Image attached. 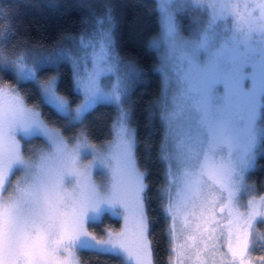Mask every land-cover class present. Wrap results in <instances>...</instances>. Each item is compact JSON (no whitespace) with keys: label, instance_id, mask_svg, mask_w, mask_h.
<instances>
[{"label":"snow or ice","instance_id":"1","mask_svg":"<svg viewBox=\"0 0 264 264\" xmlns=\"http://www.w3.org/2000/svg\"><path fill=\"white\" fill-rule=\"evenodd\" d=\"M156 4L161 36L167 41L163 66L170 89L161 110L164 137L160 146V159L168 166L165 212L173 221L170 236L177 216L184 211L201 221L188 237L192 247L199 242L208 248L212 242L217 251L227 248L232 264L237 258L238 264H253L245 257L256 250L248 238L253 217L245 220L247 228L234 232L231 219L228 225L217 220L216 209L218 206L220 213L227 210L228 217L232 216L235 197L244 190L245 174L255 166L257 155H264V0H156ZM241 9L251 11L245 15ZM189 10L205 12L208 22L194 21L191 35L185 38L177 30L175 15ZM229 18L228 26L220 29L218 22ZM92 20L91 32L86 27L78 37L69 38L76 45L75 52L61 48L54 56H67L72 61L74 91L84 84L86 73L81 69L90 62L112 71L117 86L105 90L99 73H93L89 80L92 86L84 87V102L75 110L59 94L58 75L44 81L38 77L39 65L51 63L54 56L42 57L28 66L24 55L6 61L0 50V70L14 73L18 83H34L41 103L67 120L66 127L82 124L84 114L101 99L117 110L109 129L115 139L109 140L104 152L89 144L83 133L70 147L40 111L25 105L15 89L0 87V264H73L59 259L61 248L64 252L78 248L102 255L123 253L130 261L133 251L125 239L126 232L97 239L85 229L87 221H98L102 205L123 207L126 226L129 217H134L136 264H151L144 211L147 173L136 165L135 130L129 126L131 109L123 107L127 94L123 85L142 69L133 62L125 63L116 52L110 6L103 15L92 14ZM149 47H156L155 42ZM221 83L223 88L217 86ZM17 134L29 142L31 138H45L47 150L41 149L26 160ZM88 155L93 160L81 168V158ZM94 168L104 170L106 184H94ZM16 170L24 175L13 186L11 176ZM66 184L74 185L71 192ZM216 192L221 196L227 192V202ZM260 199L264 201V196ZM260 247L264 248V243ZM199 254L197 249V257ZM257 260L264 264V255Z\"/></svg>","mask_w":264,"mask_h":264},{"label":"trees","instance_id":"2","mask_svg":"<svg viewBox=\"0 0 264 264\" xmlns=\"http://www.w3.org/2000/svg\"><path fill=\"white\" fill-rule=\"evenodd\" d=\"M106 6L112 8L115 21L116 52L125 63L133 62L142 69L138 76L129 78L131 83L123 107L131 109L129 126L135 130L136 165L147 173L144 208L152 262L169 264L171 239L164 208L167 167L160 159L164 137L162 77L158 71V54L149 47L160 33L156 0H0V50L6 61L24 55L29 66H34L33 61H40L42 57L54 56L61 48L75 52L76 45L69 38L78 37L86 27L91 32L92 14L103 15ZM179 18L184 21L182 15ZM57 75L59 94L76 105L81 95L73 90V68L67 56H54L51 63L39 65L41 81ZM0 85L15 89L26 106L40 111L48 125L59 129L69 142L82 133L89 143L97 146L113 140L114 135L109 132L117 114L113 104H97L85 115L82 124L69 128L67 120L41 103L34 83H18L14 73L0 70ZM34 140L43 146L41 138ZM248 181L259 197L264 196V155H259ZM120 223L105 216L89 229L103 235L107 228H119ZM257 229H264L263 222H258ZM78 261L79 264H124L118 255H102L91 250H81Z\"/></svg>","mask_w":264,"mask_h":264},{"label":"rangeland","instance_id":"3","mask_svg":"<svg viewBox=\"0 0 264 264\" xmlns=\"http://www.w3.org/2000/svg\"><path fill=\"white\" fill-rule=\"evenodd\" d=\"M233 2H240L243 3L244 0H233ZM245 15L247 14V11L249 10H243ZM258 11L255 13V15H258ZM182 15L184 17V21L179 18V16ZM197 20H202L204 23L208 22V15L205 12L202 11H184V12H178L175 15V23L178 32L180 33L181 36L188 38L191 35L192 31V25L194 21ZM231 18H229V21H219L218 22V27L222 29L225 26H228V23L230 22ZM183 21V22H182ZM159 23H160V33L159 36L152 40L151 43L155 42L156 47H151L152 49L156 50L158 57H159V66H158V71L161 74L162 77V98H161V106L163 105V100L166 94L170 95V89L169 86L167 85V80H168V75L165 70V67L163 66V57L165 55V52L167 51L166 49V44L167 41L162 39L161 36V30H162V21L161 17L159 15ZM150 43V44H151ZM97 61H99L100 57H96ZM26 63V61H25ZM72 63V61H71ZM29 66V65H28ZM73 68V65H72ZM124 71L123 67L121 68V73ZM82 74L86 73L84 84L81 85L80 90L78 93L81 95V100L76 104V105H71L69 102V106L75 110L79 105H81L84 102V87H91L92 85L89 83V80L92 78L93 73H99V83L102 85V87L105 90H110L112 88H115L117 86V77L112 71H107L103 67L97 63L96 66H93V64L90 62L86 67H83L81 69ZM131 83V80L125 81V85L127 88V91L129 89V84ZM122 86V87H123ZM220 88H223V84L217 85ZM251 86V84H249ZM0 87H5L3 85H0ZM9 89H13L9 86H6ZM174 91V88L172 89ZM15 94V93H13ZM106 102L110 103L107 100L101 99L97 104ZM96 104V105H97ZM112 104V103H110ZM95 105V106H96ZM94 106V107H95ZM28 107V106H27ZM93 107V108H94ZM31 108V107H29ZM92 108V109H93ZM88 113V112H87ZM83 116V119L85 115ZM50 127H53L57 129L56 127L49 125ZM60 133L61 131L57 129ZM62 135V133H61ZM63 136V135H62ZM36 138H41L42 145L38 142H36L34 139ZM17 139L20 141L21 145V153L24 156L26 160L28 159H33L34 154H38L39 150H47V141L43 137H35L31 138L30 142L27 141L25 138H23L20 134H17ZM65 139V138H64ZM115 139V136H113V140ZM66 140V139H65ZM74 142V141H73ZM73 142H69V146L71 147ZM88 142V141H87ZM89 143V142H88ZM91 144V143H89ZM94 145V144H93ZM107 145V144H106ZM96 146V149L100 152L105 151V146ZM134 152V150H133ZM259 154L257 155L256 161L258 160ZM93 160L92 155H88L87 157H82L80 160V166L83 168L84 166L88 165L91 161ZM256 164V162H255ZM166 167L168 169V166L166 164ZM255 167V166H254ZM251 168L248 170V172L245 174L244 177V190L239 192L237 196L235 197L236 200V207H234L232 216L228 217V211L226 210L224 213H220L218 210V206L216 209V218L219 220V222L222 225H228L229 219L232 220V228L234 232L240 231L244 228H247V225L245 224V220L248 218V216H252L253 218L251 219V228L248 229L249 233V244L250 247L253 243L256 245V250L255 251H250L245 254L246 259H251L253 264H260V262L257 260L259 256L264 255V248L260 247L261 243H264V229L261 231L257 229L258 222H263L264 224V216L260 215V213H264V201H261L260 197L258 194H256L255 188L250 185L248 181L249 173L254 169ZM24 175V172L21 170H16L14 174L11 176V181L12 185L14 186L16 184V181L21 179V177ZM91 180L94 182L96 185H102L106 184V178L104 175V170L100 168H94L92 170V175H91ZM73 184H66V189L71 192L73 188ZM166 187H167V179H166ZM12 188L9 187V193H11ZM103 193V189H101ZM175 188L172 189V194L173 196L175 195ZM217 196H221L219 192H216ZM227 197V192H224L221 196V199L226 201ZM253 204L249 205L248 201L253 200ZM165 205L164 208L166 209L167 207V194L165 193ZM103 211L100 213L99 219L96 222L93 221H87L85 223V229L88 231L90 235L96 236L97 239H107L108 238V233L112 234H118L121 232H126L125 239L127 240V243L129 247L133 251V255L131 257V260L129 261L127 258V254H121L118 255L121 257L122 261L124 264H136V255H135V249H136V242H135V235H134V217L130 216L128 224L126 226V222L124 219L125 212L123 207L117 206L115 208H108L107 206L102 205L101 206ZM145 211V208H144ZM188 211H191V207L189 205ZM166 213V212H165ZM197 216L199 215V209H196ZM243 213L244 215L241 216L240 214ZM91 215V214H90ZM168 219H169V229L173 225V221L170 218V214H166ZM105 216H108L112 219H117L119 220L120 227L117 229H112L107 228L104 231L103 235H98L97 233H92L89 229V227L92 224L99 223ZM225 217L224 219H221V217ZM185 220H187V227H185ZM147 222V218H146ZM201 223L200 220H198L196 217L182 211L178 216L175 221V228L173 233L170 236L171 239V262L172 264H232V257L230 253H227V248L226 247H220L219 250L217 251L216 249L211 247L212 242H209V247L205 248L204 244L197 242L195 247H192V241L188 239L189 236L193 235L192 229L195 228L196 224ZM206 227H214L215 225H205ZM218 234V233H217ZM207 233L205 234V239L207 238ZM146 238H147V232H146ZM148 240V239H147ZM197 249L200 250L199 257H197L196 252ZM81 249L78 248H70L67 252L63 251V248H61V251L57 254L59 256V259L61 261L63 260H71L73 261V264H75L76 261H78L79 258V253ZM222 253L224 255H222ZM150 260L151 264L152 262V256H151V251H150V256L148 257ZM79 264V261H78ZM235 264H238V258Z\"/></svg>","mask_w":264,"mask_h":264}]
</instances>
